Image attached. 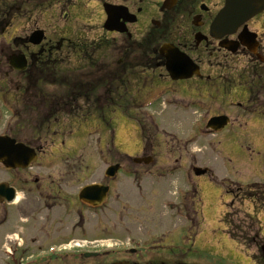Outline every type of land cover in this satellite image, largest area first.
Masks as SVG:
<instances>
[{
    "label": "flooded vegetation",
    "instance_id": "af4514ba",
    "mask_svg": "<svg viewBox=\"0 0 264 264\" xmlns=\"http://www.w3.org/2000/svg\"><path fill=\"white\" fill-rule=\"evenodd\" d=\"M5 1L0 0V36L18 17L28 29L0 49V81H7L0 98L11 102L7 108L14 119L0 122V139L21 146L6 154L23 161L6 168L0 146V264H6L4 253L14 258L12 264H26L25 256L46 258L29 264H185L182 256L190 254V245L180 252L168 242L174 233L163 235L159 222L164 208L176 206L164 200L173 202L174 191L177 200L183 197L177 176L169 174L174 171L126 167L110 175L107 168L92 167L100 157L86 155L84 143L95 134L99 146L107 137L102 128L111 131V120L102 113L137 112L132 96L158 93L160 84L190 85L189 96L201 103L224 97V105L209 111L237 109L254 128H264V10L225 30L214 20L227 0H10L12 7ZM107 10L112 11L108 24ZM34 33H40L39 43ZM107 53L113 60L104 59ZM168 53L193 64L187 81L166 75ZM150 106L145 111L156 107ZM144 117L149 126L136 120L137 154L127 158L132 166L140 158L154 167L161 159L153 157L158 118ZM113 138L112 130V146ZM169 177L176 182L164 185ZM150 201L162 213L152 219L159 226L145 219ZM26 233L34 237L25 245L20 235ZM103 241L119 244L103 247ZM85 245L97 251L88 252Z\"/></svg>",
    "mask_w": 264,
    "mask_h": 264
},
{
    "label": "rangeland",
    "instance_id": "374dc122",
    "mask_svg": "<svg viewBox=\"0 0 264 264\" xmlns=\"http://www.w3.org/2000/svg\"><path fill=\"white\" fill-rule=\"evenodd\" d=\"M5 4L12 7L10 0L5 1ZM13 21V28L7 31L4 36H0V49L3 45L2 42L9 45L13 38L22 36L25 33L24 30L28 29L27 21L20 17ZM3 47L6 48V46ZM105 57V60H113L110 53H107ZM140 72L141 70L138 69L136 78H139ZM131 78L135 79L133 76ZM3 82L6 84L7 81ZM3 82L0 81V88L4 85ZM190 87V85L183 87L175 84H170V86L160 84L158 93L143 92L142 97H138L140 102H138L137 97L132 96L135 101L134 109L137 112H128L122 108L113 114L107 111L102 113L104 119L111 118L113 120L109 129L114 131V135L116 132L115 148L109 139L111 131L107 130V137L100 142L99 146L96 144L94 133L93 141L86 139L84 153L89 157H92L93 154L96 156L98 153L99 162L97 165L94 162V166H92L95 169H104L116 163L122 168L137 167L146 170L147 168L161 167L164 172L167 170L174 171L169 172V174H176L179 183L178 191L182 192L181 195L184 198L178 197L177 200L176 196L178 195L174 191L175 194L170 197L174 201L172 202L170 199L171 202H167L165 199L164 203H173L176 205L174 206L175 209L173 211L170 209V211L169 208H164L163 215L157 209L152 208L153 202L151 203V201L146 205V208H143V211L146 210L145 219L149 225L159 226L158 222H154L152 219L162 215L164 219L159 221L163 224L161 232L163 235L171 236V238L174 233L175 239L169 237L168 242L173 240L175 244H178L180 252L186 253L190 245V254L187 252L185 256H182L185 264H256V258L262 253L260 249L262 246L264 247V214L256 212L257 214L253 215L252 205L248 202V192L253 189L240 188L239 190L238 188L239 186L245 187L251 184L264 183V128H257L259 126L254 128L255 124L248 120L249 117L239 111L231 113L209 111V109L217 108L216 105H224L222 101H225L226 98L215 96L210 98L209 102L201 103L200 99L189 96ZM4 88L8 89L6 86ZM11 88L13 86H10L9 89ZM146 94L147 98L143 99ZM154 95L159 99L156 107L151 109L152 112L150 110L145 111V109L139 111L140 108L137 106L147 103ZM236 100L237 97L232 95L230 101ZM3 103L10 105L11 102L6 98H0V122L2 125L14 120L13 114L4 109ZM198 103L204 104H199L201 105L199 110L194 108ZM208 105L211 106L208 107ZM153 112H157V115L160 114L158 133L153 135L154 142L157 143L153 157L161 158L157 161L159 165L154 167L132 166L127 156L134 157L137 154L134 148L137 141L135 134L138 136L135 130L136 120L144 119L149 126L144 115L153 118L151 117L153 114L157 116ZM72 114L68 115L69 120L75 119ZM223 114L228 115L233 121V124L223 132L224 134L218 135V138H212L213 136L202 137L201 134L210 135L205 130V123L208 119ZM236 119L240 122H235ZM84 120H87L88 123L93 121L92 119ZM88 127H94V125ZM194 166L206 168L211 173L199 177L191 176L189 179L187 175ZM166 179L168 181L163 182L164 185H171L172 180L174 183L176 182V177ZM193 188L197 193L196 196L192 193ZM191 206H195L196 213H193ZM254 209H262V205H258ZM225 213L228 215L223 217ZM251 217L259 220L262 225L263 235L260 237L256 236V225L254 227L250 224ZM225 219L230 221L229 225L222 224ZM175 228L179 234V241L176 239L178 234L174 231ZM231 234L233 235L231 236ZM228 235L237 241L234 242ZM20 237L26 245L28 240L34 236L26 233L21 234ZM248 239H253L252 243H248ZM115 244L118 245L119 243L116 241L99 243L103 247H107V245L114 247ZM89 249L92 248L88 245V249L85 250ZM187 255L189 256L187 257ZM26 257L22 258L23 263L32 262L31 260L35 259V257ZM3 260L9 264L8 259L4 258Z\"/></svg>",
    "mask_w": 264,
    "mask_h": 264
},
{
    "label": "water",
    "instance_id": "95a60500",
    "mask_svg": "<svg viewBox=\"0 0 264 264\" xmlns=\"http://www.w3.org/2000/svg\"><path fill=\"white\" fill-rule=\"evenodd\" d=\"M264 9V0H227L226 8L221 12L216 20L215 26L220 24L225 25L231 29H235L242 22L250 19L252 16ZM38 34H35L37 36ZM187 61L174 57L168 60L167 68L173 80L185 79L190 77V71L188 70ZM226 118H213L210 120L208 126L215 130H219L226 125ZM8 143V141H7ZM7 143L4 144L6 145ZM6 152V149H5ZM5 165L14 167L16 164L15 159L4 157ZM113 167L111 169H117ZM195 175H202L204 172L200 170H194Z\"/></svg>",
    "mask_w": 264,
    "mask_h": 264
},
{
    "label": "trees",
    "instance_id": "16d2710c",
    "mask_svg": "<svg viewBox=\"0 0 264 264\" xmlns=\"http://www.w3.org/2000/svg\"><path fill=\"white\" fill-rule=\"evenodd\" d=\"M253 197V196H252ZM253 200L256 201V203H259L260 205H262V207L264 208V192H261L259 194V197H253ZM253 220V219H251ZM233 234H231L232 236ZM234 239V237H233ZM235 242L237 241L236 239H234ZM252 240L248 239V243H252ZM256 264H264V255H260L259 258H256Z\"/></svg>",
    "mask_w": 264,
    "mask_h": 264
}]
</instances>
